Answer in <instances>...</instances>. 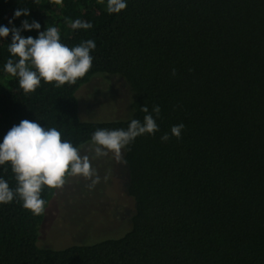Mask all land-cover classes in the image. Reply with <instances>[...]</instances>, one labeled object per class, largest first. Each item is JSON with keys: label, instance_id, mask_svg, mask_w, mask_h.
I'll list each match as a JSON object with an SVG mask.
<instances>
[{"label": "trees", "instance_id": "16d2710c", "mask_svg": "<svg viewBox=\"0 0 264 264\" xmlns=\"http://www.w3.org/2000/svg\"><path fill=\"white\" fill-rule=\"evenodd\" d=\"M106 3L0 0V26L35 20L40 31L57 27L70 48L96 43L93 67L75 85L41 81L26 95L4 70L18 60L8 51L12 36L0 38V143L27 119L81 148L97 129L127 130L132 119L143 122L141 107L159 106L160 131L123 150L135 203L129 229L93 244L40 247L56 192L45 186L39 216L18 197L0 205V264H264V0H126L119 14ZM21 8L30 15L15 18ZM76 19L93 27L72 29ZM99 74L129 86L128 118L82 120L78 91ZM179 124L177 139L171 128ZM0 178L16 188L10 165Z\"/></svg>", "mask_w": 264, "mask_h": 264}, {"label": "clouds", "instance_id": "9594fccd", "mask_svg": "<svg viewBox=\"0 0 264 264\" xmlns=\"http://www.w3.org/2000/svg\"><path fill=\"white\" fill-rule=\"evenodd\" d=\"M62 4V0H55ZM103 3L104 0H101ZM106 9L109 14H119L127 9L126 0H107ZM29 9L21 8L14 12L15 18L29 16ZM10 24L13 21H9ZM72 29H91L93 25L76 19L68 21ZM41 25L33 20L22 22L21 28L0 26V38L12 40L8 51L12 57H18L14 62L9 59L4 70L13 77H18L19 86L24 93H34L41 81L55 84L59 88L64 85H75L84 78L93 67L91 52L96 49L93 40L82 41L78 46L68 47L61 42V34L57 27H47L40 31ZM37 30L38 38H24L21 31ZM176 75V70H172ZM145 113L143 122L132 119L125 129H97L91 136V151L94 155L82 154V149L70 141L62 139V133L56 127L44 128L39 122L27 119L14 125L0 143V166L10 165L15 176L16 188H10L9 183L0 178V205L13 202L18 197L23 207L39 216L45 211L46 201L41 194L46 186L50 190L62 189L69 177H82L90 183V189L101 182L97 170L91 161L112 154L118 163H125L122 152L136 138L145 134L155 135L160 131L156 122L161 114L159 106H153L152 112L146 106L141 107ZM183 124L171 128L172 136L181 138ZM170 136L165 133L161 140L167 142ZM6 172L7 168L4 169ZM107 180V176L104 178Z\"/></svg>", "mask_w": 264, "mask_h": 264}, {"label": "rangeland", "instance_id": "374dc122", "mask_svg": "<svg viewBox=\"0 0 264 264\" xmlns=\"http://www.w3.org/2000/svg\"><path fill=\"white\" fill-rule=\"evenodd\" d=\"M82 120H120L132 112L133 94L118 76L95 75L78 91ZM87 143L82 154L94 155ZM123 160L124 153L122 152ZM101 182L94 188L82 177H69L55 192L41 225L38 245L63 249L76 244H93L109 237H121L129 229L135 211L128 193L129 173L125 163L112 154L91 161ZM107 176V180H105ZM125 232V233H124ZM124 233V234H123Z\"/></svg>", "mask_w": 264, "mask_h": 264}]
</instances>
